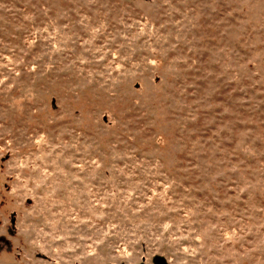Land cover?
I'll list each match as a JSON object with an SVG mask.
<instances>
[{"label":"rangeland","instance_id":"1","mask_svg":"<svg viewBox=\"0 0 264 264\" xmlns=\"http://www.w3.org/2000/svg\"><path fill=\"white\" fill-rule=\"evenodd\" d=\"M264 264V0H0V264Z\"/></svg>","mask_w":264,"mask_h":264},{"label":"water","instance_id":"2","mask_svg":"<svg viewBox=\"0 0 264 264\" xmlns=\"http://www.w3.org/2000/svg\"><path fill=\"white\" fill-rule=\"evenodd\" d=\"M153 264H168L166 259L162 256H155L152 260Z\"/></svg>","mask_w":264,"mask_h":264}]
</instances>
